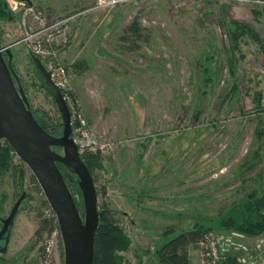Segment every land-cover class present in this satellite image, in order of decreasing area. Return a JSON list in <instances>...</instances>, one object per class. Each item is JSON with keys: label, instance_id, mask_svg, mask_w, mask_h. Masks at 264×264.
Returning <instances> with one entry per match:
<instances>
[{"label": "rangeland", "instance_id": "374dc122", "mask_svg": "<svg viewBox=\"0 0 264 264\" xmlns=\"http://www.w3.org/2000/svg\"><path fill=\"white\" fill-rule=\"evenodd\" d=\"M6 1L15 20L0 22V46L13 44L12 67L37 118L61 122L31 55L48 69L63 66L68 72L72 116L85 119L95 138L80 152L100 158L93 167L100 211L107 202L131 240L123 264H156L153 244L164 232L207 222L257 189L259 182L246 181L264 172V139L253 173H243L242 164L258 161L256 129L260 119L264 123L260 0H124L116 6L100 0H32V6ZM134 20L149 42L127 52L120 37ZM233 21L247 25L238 43L230 36ZM81 60L88 70L73 67ZM27 168L24 181L16 182L10 173L2 181L3 216L22 192L28 195L15 219L10 250L33 244L29 261L64 264L60 230L49 239L38 234L46 198L29 182ZM253 238L214 232L211 245L220 256L241 261L242 247L264 235ZM42 245L50 247L46 263L39 259ZM206 245L190 247L192 264H205Z\"/></svg>", "mask_w": 264, "mask_h": 264}, {"label": "trees", "instance_id": "16d2710c", "mask_svg": "<svg viewBox=\"0 0 264 264\" xmlns=\"http://www.w3.org/2000/svg\"><path fill=\"white\" fill-rule=\"evenodd\" d=\"M5 5V0H0V22L4 19L14 21V14L9 8H6ZM228 8V4L223 5L224 11H227ZM232 23L233 28L230 30V36L234 42L238 43V40L244 34L242 29H246L247 25L244 23H239L238 21H233ZM222 24L224 27L226 26L225 20H222ZM143 31L144 28L141 26L138 20H134L127 27L124 34L120 37L121 41L123 42L121 47L127 52L138 51L141 48L142 42H149V35H145ZM33 56L34 54L31 55V59ZM4 57L10 68L16 87L18 89H22L26 95V91L21 84V80L12 67V51L11 56L4 53ZM42 62L47 67L43 59ZM73 67L76 70L85 71L89 69V64L86 60H81L75 62ZM35 70L39 75L42 87L44 88L42 76L36 68ZM233 91H236L235 87ZM232 94L233 92H231L229 95ZM29 108L32 111L30 105ZM32 113L46 132L56 137H60L62 135V116L60 124L55 125L44 117L41 119L37 118L33 111ZM261 120L262 119H260L256 129V137L260 145L257 152L254 154V159H257L258 161L253 163L248 161L242 164L245 171L243 173H253L257 165L260 163V151L263 145L262 141L264 139V123ZM72 128H74V126H72ZM54 150L59 153L63 152L61 148H54ZM16 156L17 155L9 143L6 140H0L1 177L4 178L10 173L16 182L19 179L22 182L24 181L26 171L28 172V168L20 159H17ZM81 157L93 175V167L99 163L100 158L88 152L81 154ZM58 167L61 170L65 181L74 196L75 202L82 217H84L85 205L78 175L61 163H58ZM29 182L33 187H35L36 191L42 193L39 183L33 174L29 176ZM246 182H254L257 184L259 182V185L257 186V189L255 188L256 190L254 189L250 193H245L240 199L234 201L227 211H221L216 217L211 218L207 222H197L193 227L183 230L182 232H176L173 227L172 230L167 231L170 233L165 234L166 232H164V235L156 240L153 244L152 253L155 263L192 264L189 254L190 247L200 249V244H208L209 238L214 232L235 233L248 238L260 237L264 235V172H259L257 176H252ZM16 186H18V184H16ZM103 196H106L105 190H103ZM41 205L42 210L38 214L41 224L38 234L43 238L45 236H51L54 232L59 231V226L56 215L50 208L46 199H43ZM101 212L102 216L100 217L98 230L95 236V257L93 264H123L124 253L128 250L131 240L113 215V212L109 209L107 202L103 203V210ZM40 259L47 261L45 253L41 254ZM37 263L38 262H36V264ZM221 264H239V260L237 257L226 256V259H224Z\"/></svg>", "mask_w": 264, "mask_h": 264}, {"label": "water", "instance_id": "95a60500", "mask_svg": "<svg viewBox=\"0 0 264 264\" xmlns=\"http://www.w3.org/2000/svg\"><path fill=\"white\" fill-rule=\"evenodd\" d=\"M17 1L32 6V0ZM5 7L8 8L7 5ZM12 45L0 47V140H6L17 157L30 168L55 213L64 245V264H93L95 236L102 212L94 177L72 136L71 108L65 92L55 84L52 72L44 65L42 58L34 55L32 60L42 76L43 86L51 93L63 119V133L60 137L44 130L30 110L25 93L16 87L5 60L4 53L11 56ZM54 148H61L63 154ZM58 163L79 177L85 205L84 217ZM24 197L13 208L3 232L8 231Z\"/></svg>", "mask_w": 264, "mask_h": 264}, {"label": "built area", "instance_id": "2783aa9c", "mask_svg": "<svg viewBox=\"0 0 264 264\" xmlns=\"http://www.w3.org/2000/svg\"><path fill=\"white\" fill-rule=\"evenodd\" d=\"M17 1V0H16ZM124 0H100V5L104 6H116L119 3H121ZM19 2V1H17ZM261 3L264 4V0H260ZM23 3V2H20ZM48 69V68H47ZM52 72V78L55 82V84L62 89V91L65 92V96L67 95V86L69 83V76L67 70L63 66H55L48 69ZM78 119V121L76 120ZM85 119L81 118L80 116L76 118L75 116H72V126H74L73 131L76 134V142L79 145L80 150L90 148L94 144L90 141L91 139H95L91 133H89L85 126H86ZM78 138V139H77ZM77 140H81V143ZM58 232L54 233L53 235H56ZM212 238L213 235L210 236L209 242L204 247L203 256H204V262L205 264H221L224 259H226V256H220L219 251L216 250V247H212ZM204 244V243H202ZM214 245V244H213ZM215 247V249H214ZM245 252V259L241 260L243 261L242 264H259L261 261L264 260V239L260 240L259 242H255L252 244V246H243L242 247ZM50 252V247H48ZM238 258V257H237ZM239 263L241 262L238 258Z\"/></svg>", "mask_w": 264, "mask_h": 264}, {"label": "flooded vegetation", "instance_id": "af4514ba", "mask_svg": "<svg viewBox=\"0 0 264 264\" xmlns=\"http://www.w3.org/2000/svg\"><path fill=\"white\" fill-rule=\"evenodd\" d=\"M6 5L9 8V5L7 3V1L5 0ZM63 154V152H62ZM2 181L3 178L0 175V264H34L33 260L29 261V255L33 252V244H28L26 250L25 249H21L20 251H11V245H12V241L14 238V235L12 232L13 228H14V224H15V219L16 216L19 212L20 207L22 206V203L26 200L27 198V193L26 192H22L19 197L17 198L15 204L13 205L11 212L13 210V208L15 207V205L17 204V202L23 197V200L21 202L20 207L18 208V211L11 223V225L9 226V229L7 232H3L5 223L7 221V219L9 218L11 212L9 213L8 216H3V194H2ZM15 183V182H14ZM56 233V232H54ZM53 233V234H54ZM53 234L51 236H45V238L49 239L53 236ZM42 254L45 253L47 261L50 258V254H49V249L48 246H41L40 250H42ZM40 259V258H39ZM47 261H43V259H41V262H47Z\"/></svg>", "mask_w": 264, "mask_h": 264}, {"label": "crops", "instance_id": "0c3cea01", "mask_svg": "<svg viewBox=\"0 0 264 264\" xmlns=\"http://www.w3.org/2000/svg\"><path fill=\"white\" fill-rule=\"evenodd\" d=\"M257 238V237H256ZM250 239H255V238H250Z\"/></svg>", "mask_w": 264, "mask_h": 264}]
</instances>
